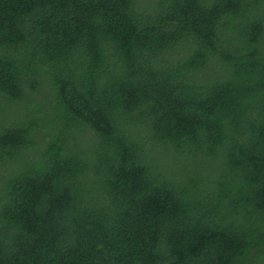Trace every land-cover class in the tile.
<instances>
[{"label": "trees", "instance_id": "16d2710c", "mask_svg": "<svg viewBox=\"0 0 264 264\" xmlns=\"http://www.w3.org/2000/svg\"><path fill=\"white\" fill-rule=\"evenodd\" d=\"M0 264H264V0H0Z\"/></svg>", "mask_w": 264, "mask_h": 264}]
</instances>
